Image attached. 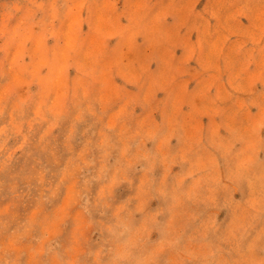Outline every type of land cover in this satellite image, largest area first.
I'll return each instance as SVG.
<instances>
[{
    "label": "rangeland",
    "instance_id": "374dc122",
    "mask_svg": "<svg viewBox=\"0 0 264 264\" xmlns=\"http://www.w3.org/2000/svg\"><path fill=\"white\" fill-rule=\"evenodd\" d=\"M0 264H264V0H0Z\"/></svg>",
    "mask_w": 264,
    "mask_h": 264
},
{
    "label": "bare ground",
    "instance_id": "6f19581e",
    "mask_svg": "<svg viewBox=\"0 0 264 264\" xmlns=\"http://www.w3.org/2000/svg\"><path fill=\"white\" fill-rule=\"evenodd\" d=\"M2 96V95H1Z\"/></svg>",
    "mask_w": 264,
    "mask_h": 264
}]
</instances>
